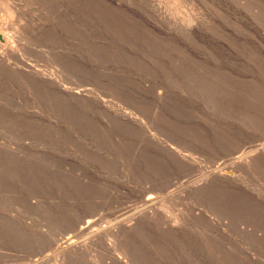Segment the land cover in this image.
<instances>
[{"label":"rangeland","instance_id":"obj_1","mask_svg":"<svg viewBox=\"0 0 264 264\" xmlns=\"http://www.w3.org/2000/svg\"><path fill=\"white\" fill-rule=\"evenodd\" d=\"M7 1L0 264H264V0Z\"/></svg>","mask_w":264,"mask_h":264},{"label":"bare ground","instance_id":"obj_2","mask_svg":"<svg viewBox=\"0 0 264 264\" xmlns=\"http://www.w3.org/2000/svg\"><path fill=\"white\" fill-rule=\"evenodd\" d=\"M7 1V0H6ZM25 2L26 1H28V0H24ZM24 1H23V3H24ZM3 2V1H2ZM5 2V1H4ZM3 2V3H4ZM9 2H12V0L11 1H7L6 3L8 4ZM13 2H14V0H13ZM17 2V1H16ZM19 2H20V0H19ZM30 1H28V3H29ZM5 3V4H6ZM21 3H22V0H21ZM20 3V4H21ZM28 3H26L27 5H28ZM6 4V5H7ZM13 5V4H12ZM13 6H15V5H13ZM6 7V6H5ZM13 8V7H12ZM12 8H11V4H10V7H7V11H4L5 13L7 12L8 13V18H9V21L10 22H12L13 23V21L12 20H14V19H10V18H13L14 17V10H12ZM15 8H17V7H15ZM2 9V8H1ZM17 10V9H16ZM15 10V11H16ZM20 10V9H19ZM19 12V11H18ZM7 13H6V15L5 16H7ZM26 13V12H25ZM19 14V13H18ZM17 14V15H18ZM21 14V13H20ZM19 16V15H18ZM20 17V16H19ZM4 18V21H5V17H3ZM22 18V17H21ZM25 18V17H24ZM189 18V17H188ZM28 19V18H27ZM187 19V18H186ZM3 21V20H2ZM7 21V20H6ZM22 21V20H21ZM187 21V20H186ZM190 21V20H189ZM8 22V21H7ZM15 22V21H14ZM17 22V21H16ZM18 23V22H17ZM23 23V22H22ZM2 24V23H1ZM6 24V23H5ZM10 24V23H9ZM3 25V24H2ZM17 25V24H16ZM7 26H9V25H7ZM12 26H13V24H12ZM21 27V26H20ZM23 28H25V25L24 26H22ZM21 27V28H22ZM4 28H5V30H6V25L3 27H0V33H3V32H5L4 31ZM12 28H16V26H14V27H12ZM11 26H10V28H7V29H9L10 31H11ZM8 30V31H9ZM15 30H18V31H16V32H19L20 30H19V28H16ZM23 31H24V29H22ZM26 30V29H25ZM13 31V30H12ZM7 32V31H6ZM26 33V32H25ZM3 35V34H2ZM21 35H26V34H24V32L22 33L21 32ZM1 36V35H0ZM4 36V35H3ZM2 36V37H3ZM26 37H27V35H26ZM25 37V38H26ZM28 38V37H27ZM14 39H16V38H14ZM29 39V38H28ZM12 40L13 39H11V37H8V36H4V39H0V84H1V81H3V74H7V73H14V72H16V71H21L20 73H22V72H27V69H28V67H30V66H28V64L29 63H27V60H25L24 58H23V56H20V54H18V49H20V48H18L16 45H14L13 44V42H12ZM22 41H23V39H22ZM20 42V41H19ZM15 43V42H14ZM25 43V46H26V42H23V44ZM16 44V43H15ZM18 48V49H17ZM26 48V47H25ZM23 49H24V47H23ZM21 51V50H20ZM20 51H19V53H20ZM22 52V51H21ZM25 52V51H24ZM23 52V53H24ZM22 54V53H21ZM23 55H25L26 56V54H23ZM13 60L15 61V62H13ZM32 70H30L31 72L33 71H35V69L33 70V67H30ZM29 68V69H30ZM14 71V72H13ZM35 72H37V71H35ZM30 73V72H29ZM26 74V75H32V74ZM38 73H40L39 71H38ZM37 73V74H38ZM34 74V73H33ZM10 75V74H9ZM8 75V76H9ZM42 75H43V73H42ZM36 76V75H35ZM38 76V75H37ZM39 76H41V74L39 75ZM5 77V76H4ZM43 77V76H42ZM42 77H37L38 79L40 78H42ZM45 77V76H44ZM46 78V77H45ZM43 79V78H42ZM47 79V78H46ZM5 81V80H4ZM43 81V80H42ZM1 87V86H0ZM2 88H0V90H1ZM3 91V90H2ZM5 91V90H4ZM24 91V90H23ZM6 92H7V90H6ZM0 94H1V92H0ZM4 94V96H6L5 95V93H3ZM13 94V93H12ZM10 95V94H9ZM1 102V101H0ZM4 103V102H3ZM7 105V104H6ZM7 107V106H6ZM11 108V107H10ZM13 108V107H12ZM1 109V108H0ZM12 111V110H11ZM10 110H8V108L7 109H4L3 111L1 110V112L3 113V114H10V113H12ZM11 123V122H10ZM253 155V154H252ZM240 156V155H239ZM249 156L251 157V155L249 154ZM246 157V156H245ZM249 157V158H250ZM237 159V158H236ZM240 159H243V157H240L239 158V160ZM247 159V158H246ZM238 161V160H237ZM253 161V160H252ZM243 162H245L244 160H243ZM238 163V162H237ZM236 163V164H237ZM245 164V163H244ZM247 166V165H246ZM221 171V170H220ZM224 174V173H223ZM222 173H220V172H216V173H214L213 174V179H216V180H219V181H228V182H231V183H238V182H236V181H238V178H236V177H234V176H232V174L231 175H223ZM234 175V174H233ZM237 176V175H236ZM238 177V176H237ZM211 178H212V176H211ZM212 179V180H213ZM201 181V180H200ZM242 181V180H241ZM197 182V181H196ZM200 183V182H199ZM210 183V182H209ZM209 183H205V184H201V185H197L196 186V183H195V187H192V189L193 188H195V190H202L203 188H206L208 185H210ZM240 183V182H239ZM181 184V183H180ZM193 185V184H192ZM230 185V184H229ZM232 185V184H231ZM239 185V184H238ZM238 185H235L234 184V186H237V187H239ZM242 185V184H241ZM184 186V185H183ZM242 186H244V185H242ZM245 187V186H244ZM243 187V188H244ZM209 188V187H208ZM241 188L242 187H240V191H242L241 190ZM245 189H247V188H245ZM249 189V188H248ZM244 190V189H243ZM203 191V190H202ZM252 194H254V193H251V195ZM255 195V194H254ZM254 195H252V198H253V196ZM151 197H152V195H150ZM149 197V196H148ZM248 197H249V195H248ZM255 197H257V195L255 196ZM254 197V198H255ZM258 198V197H257ZM146 199H147V197H146ZM153 199V198H152ZM152 199H150V197H149V199H147L146 201L147 202H149V204L150 203H152V202H155V200L154 201H152ZM160 200V199H159ZM254 200V199H253ZM258 201H260V200H258ZM142 202V201H141ZM140 202V203H141ZM157 203H158V201H156ZM260 202H262L263 204H264V201H260ZM144 203H145V201H144ZM144 203H143V205H144ZM148 204V205H149ZM147 205V204H146ZM147 205V206H148ZM152 205V204H151ZM153 206H155V205H152L151 207L150 206H148V208L150 207V208H152ZM140 207V206H139ZM145 207V206H144ZM161 207H163V206H161ZM148 208H147V210H148ZM149 208V209H150ZM157 208V207H156ZM145 209V208H144ZM154 209V208H153ZM163 211V210H162ZM153 212H154V210H153ZM143 213V212H142ZM152 214V213H151ZM144 215V214H143ZM158 215V214H157ZM156 215V216H157ZM89 217V216H88ZM142 217V216H141ZM146 218V217H145ZM91 219H92V217H91ZM97 219V218H96ZM95 219V220H96ZM100 219H101V217H100ZM143 219V218H142ZM90 220V219H89ZM88 220V222H86L87 223V227L86 228H88V227H90L91 226V224L92 223H94V222H97V221H95L94 220V222H92L91 223V221H89ZM87 221V220H86ZM99 221V220H98ZM100 221H102V220H100ZM209 221V220H208ZM85 222V221H84ZM211 222V221H210ZM81 223V222H80ZM215 223V222H214ZM82 224H85V223H82ZM95 224V227H96V223H94ZM213 224V223H212ZM93 225V224H92ZM97 225H98V223H97ZM210 225H211V223H210ZM214 225V224H213ZM78 226V225H77ZM94 226V225H93ZM100 226V225H99ZM79 227V226H78ZM101 227V226H100ZM220 227V226H219ZM38 228V227H37ZM80 228V227H79ZM90 228H92V227H90ZM90 228H88V229H90ZM215 228V227H214ZM41 229V228H40ZM94 229V228H93ZM101 230H102V228H100ZM105 229V228H104ZM216 229H218V228H216ZM84 230V229H83ZM86 230V229H85ZM101 230H100V232H101ZM85 232V231H84ZM93 232V231H92ZM91 232V233H92ZM95 232V234H96V232L98 233V231L96 230V231H94ZM226 232V231H225ZM75 233V232H74ZM80 233H82L81 231H80ZM219 234V233H218ZM82 235V234H81ZM97 235V234H96ZM105 235H106V233H105ZM229 235V234H228ZM91 236V235H90ZM93 236V235H92ZM98 236V235H97ZM100 236V235H99ZM92 238V237H91ZM94 238V237H93ZM92 238V239H93ZM71 240H73V238H71ZM71 240H69L68 239V241H66L65 242V244L63 243V245L64 246H62V244L59 246V245H57L58 247H56L57 248V251L56 252H58V250H59V252L61 251V252H63V253H65V254H67V256L69 255H73V256H75V255H77L76 253L77 252H80V251H82V250H84V247H80V246H78V245H76V243L74 242V241H71ZM104 240V239H103ZM228 240V239H227ZM238 243V242H237ZM81 244H82V242H81ZM240 244V243H239ZM85 245V244H84ZM107 245V244H106ZM110 247V246H109ZM108 247V248H109ZM242 247V246H241ZM111 248V247H110ZM205 247H203V249H204ZM206 249V248H205ZM204 249V250H205ZM249 249V248H248ZM85 251V250H84ZM208 251V250H207ZM241 252V251H240ZM245 252V251H244ZM249 253V252H248ZM62 255V254H61ZM78 256V255H77ZM246 256V255H245ZM249 256V255H248ZM252 259H253V257H252ZM255 259V258H254ZM258 260V259H257ZM119 262L120 263H124V261H122V260H119ZM256 262V261H255ZM254 262V263H255ZM259 262H260V260H259ZM262 262V261H261ZM256 264H257V262H256ZM263 264V263H262Z\"/></svg>","mask_w":264,"mask_h":264}]
</instances>
